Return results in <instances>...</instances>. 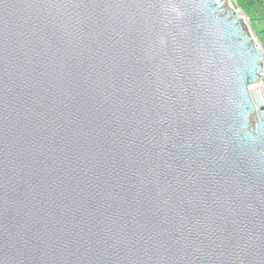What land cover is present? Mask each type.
<instances>
[{
    "label": "water",
    "instance_id": "water-1",
    "mask_svg": "<svg viewBox=\"0 0 264 264\" xmlns=\"http://www.w3.org/2000/svg\"><path fill=\"white\" fill-rule=\"evenodd\" d=\"M231 0H0V264H264V50Z\"/></svg>",
    "mask_w": 264,
    "mask_h": 264
},
{
    "label": "rangeland",
    "instance_id": "rangeland-1",
    "mask_svg": "<svg viewBox=\"0 0 264 264\" xmlns=\"http://www.w3.org/2000/svg\"><path fill=\"white\" fill-rule=\"evenodd\" d=\"M251 0H231V3L233 6L245 14L247 16L246 23L248 25L249 31L253 34V36L256 38L257 42L261 46V48L264 50V40L261 39L260 33L257 31L258 29L255 27L254 22L250 18L249 12L252 14L253 10L248 9H254L255 5L253 2H250ZM248 10V11H247ZM262 11V10H260Z\"/></svg>",
    "mask_w": 264,
    "mask_h": 264
},
{
    "label": "trees",
    "instance_id": "trees-1",
    "mask_svg": "<svg viewBox=\"0 0 264 264\" xmlns=\"http://www.w3.org/2000/svg\"><path fill=\"white\" fill-rule=\"evenodd\" d=\"M250 2H253L255 5L254 9H248L249 11L253 10L252 14L249 12L250 18L258 29L257 31L260 33L261 39L264 40V0H251Z\"/></svg>",
    "mask_w": 264,
    "mask_h": 264
},
{
    "label": "built area",
    "instance_id": "built-area-1",
    "mask_svg": "<svg viewBox=\"0 0 264 264\" xmlns=\"http://www.w3.org/2000/svg\"><path fill=\"white\" fill-rule=\"evenodd\" d=\"M253 35V34H252ZM255 38V37H254ZM255 41L256 38H255ZM257 86L259 87L260 91L262 90L261 88L263 87L264 88V62H263V69H262V72H261V75H260V78L258 80V83H257ZM264 97V95H263Z\"/></svg>",
    "mask_w": 264,
    "mask_h": 264
},
{
    "label": "bare ground",
    "instance_id": "bare-ground-1",
    "mask_svg": "<svg viewBox=\"0 0 264 264\" xmlns=\"http://www.w3.org/2000/svg\"><path fill=\"white\" fill-rule=\"evenodd\" d=\"M245 21H246V19H245ZM246 24H247V23H246ZM247 26H248V25H247ZM261 89H262V90H261V94L264 95V88L262 87Z\"/></svg>",
    "mask_w": 264,
    "mask_h": 264
}]
</instances>
